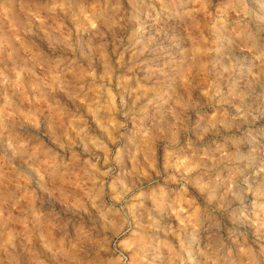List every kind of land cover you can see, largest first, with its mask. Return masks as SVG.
Masks as SVG:
<instances>
[{
    "label": "rangeland",
    "instance_id": "obj_1",
    "mask_svg": "<svg viewBox=\"0 0 264 264\" xmlns=\"http://www.w3.org/2000/svg\"><path fill=\"white\" fill-rule=\"evenodd\" d=\"M0 264H264V0H0Z\"/></svg>",
    "mask_w": 264,
    "mask_h": 264
},
{
    "label": "clouds",
    "instance_id": "obj_2",
    "mask_svg": "<svg viewBox=\"0 0 264 264\" xmlns=\"http://www.w3.org/2000/svg\"><path fill=\"white\" fill-rule=\"evenodd\" d=\"M39 174H40V178L41 179H44V177H45V171H40Z\"/></svg>",
    "mask_w": 264,
    "mask_h": 264
}]
</instances>
